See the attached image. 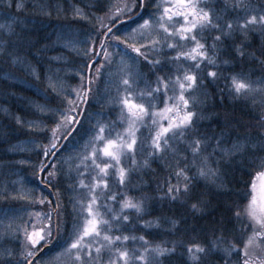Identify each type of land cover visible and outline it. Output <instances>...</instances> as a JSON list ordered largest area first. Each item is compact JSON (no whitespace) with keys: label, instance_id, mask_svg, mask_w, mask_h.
Returning <instances> with one entry per match:
<instances>
[{"label":"snow or ice","instance_id":"6c2138e0","mask_svg":"<svg viewBox=\"0 0 264 264\" xmlns=\"http://www.w3.org/2000/svg\"><path fill=\"white\" fill-rule=\"evenodd\" d=\"M0 9L8 13L0 23L6 87L35 80L59 101L55 108L33 104L34 120L15 118L39 136L29 141L36 159L17 161L37 185L11 192L5 185L0 200L46 211L0 208V264H174L178 255L180 264H209L217 254L223 264H264V4L69 0L65 9L56 0H32L34 16L70 12L90 28L80 39L70 23L43 40L17 32L29 12L25 0H0ZM57 48L78 60L50 56ZM254 66L262 73L257 79ZM221 79V94L251 100L254 113L259 104L254 126L226 113L218 133L200 132L198 121L210 117L195 110V94ZM155 162L167 177L152 189L144 177ZM242 168L245 190L226 206L231 216L221 213L208 242L184 239L183 214L147 219L157 204L161 213L167 205L201 214L210 206L196 191L201 182L213 195L228 194L229 174Z\"/></svg>","mask_w":264,"mask_h":264},{"label":"trees","instance_id":"16d2710c","mask_svg":"<svg viewBox=\"0 0 264 264\" xmlns=\"http://www.w3.org/2000/svg\"><path fill=\"white\" fill-rule=\"evenodd\" d=\"M29 4V12L21 17L24 21L17 28L18 33H30L33 38H40L43 40L44 37L51 35L52 39H55L53 33L60 29L61 27L67 26L68 24L73 25V31L80 32V39L85 38V33L90 30L89 26L82 25L80 22H73L71 20V13H61L58 17L55 12L53 13L51 19L42 18L34 16L31 13V3L32 0H25ZM61 7L67 9L69 6V0H56ZM102 3H106V0H101ZM217 6H222L223 0H212ZM78 6H83L88 3V0H77ZM254 6L264 4V0H251ZM7 11L0 9V23L4 22V17L7 15ZM97 15H102L101 12H97ZM67 15V19H65ZM43 19V25L40 21ZM259 41V36L256 37V42ZM50 56L64 55L68 58L70 62H75L78 60L73 53L62 52L60 49H54L49 53ZM0 66L7 67L6 64H0ZM46 67V65H44ZM75 63H70L66 71H70ZM256 68L255 74L252 79H257L258 76L262 75L258 67ZM147 71V70H145ZM228 75V73H224ZM63 75V73H62ZM154 79V78H153ZM77 83L76 79L68 76L67 84L70 86H75ZM225 87V81L221 79L219 81V86H212L206 90H202L195 94V97L199 99L196 102L195 110L199 112H204L210 119H203L198 121V126L200 132H208L209 134L221 130L225 114H233L234 118L240 120L243 124H252L254 126L255 122L250 120V116L258 114L260 111L259 104H256V112L254 113L251 109L253 107L252 101H245L244 99H234L229 96L227 91L221 94V89ZM99 88L101 92L106 89L105 80L99 82ZM14 95H9L8 92H13ZM205 91L207 92V97H205ZM48 103L49 107L55 108L59 101L58 98L50 91L46 90V85L39 83L35 80L20 82H15L14 88H7L6 83L3 82L2 77H0V190H3L4 186L7 185V190L11 192L14 188L18 189L21 186L24 188L36 187L37 180L33 176L32 170L26 166L20 165L17 161L31 156L33 160L36 157L30 153L29 141L33 138L39 139L38 135L29 133L26 127H21L16 123V117H21L25 121L34 120L35 116L33 114V104H45ZM163 105H161L162 107ZM99 111V107L96 109H90ZM248 131V129H244ZM253 134H255V129H252ZM243 134V133H241ZM246 169H240L229 174L227 181L230 191L228 194L213 195L210 190L205 187L204 182H201L200 187L196 190L198 193L203 194L202 198L205 200H210V206L205 208L201 214L193 216L190 207H183L178 209H169L165 205V212H159V204L156 205L157 211L154 212L153 216L147 217V219H153L155 215H175L177 217H186V224L181 225V229L187 228L188 231L182 235L186 241L196 239L201 242H208L212 238V229L217 227L216 221L221 219V213L225 216H231L230 212L226 211L227 205H233L240 199L237 194H242L244 192V182L247 177L244 175ZM167 177V169L161 162H155L152 164L149 174L144 177L145 180L151 181V188L155 189L158 180H163ZM47 194V190H45ZM36 195L39 196L40 192L37 191ZM65 204L68 203V196L64 197ZM0 208H11V209H27V211H46L41 205L30 206L26 201L16 200V201H3L0 200ZM27 211H22L21 215L23 219L27 220ZM68 211H71V206H68ZM69 225L71 222V217H67ZM7 224L8 221H3ZM238 227V225H237ZM195 228V232L192 229ZM155 231V230H153ZM161 238H164L163 236ZM171 238V237H168ZM230 238V237H229ZM219 255H213L209 259V264H223V261L218 258ZM174 264H180L179 255L174 258Z\"/></svg>","mask_w":264,"mask_h":264}]
</instances>
